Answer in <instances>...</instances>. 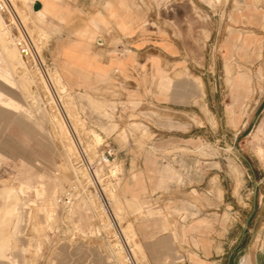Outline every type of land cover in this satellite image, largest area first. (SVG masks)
<instances>
[{"label":"rangeland","instance_id":"374dc122","mask_svg":"<svg viewBox=\"0 0 264 264\" xmlns=\"http://www.w3.org/2000/svg\"><path fill=\"white\" fill-rule=\"evenodd\" d=\"M110 4L95 52L125 67L90 88L62 83L61 22L26 0L43 61L31 71L0 20V264H209L215 248L246 264V250L264 249V27L238 22L243 0ZM157 40L176 52H155ZM148 150L162 158L137 157ZM156 168L166 203L124 196ZM152 244L174 255L154 259Z\"/></svg>","mask_w":264,"mask_h":264},{"label":"crops","instance_id":"0c3cea01","mask_svg":"<svg viewBox=\"0 0 264 264\" xmlns=\"http://www.w3.org/2000/svg\"><path fill=\"white\" fill-rule=\"evenodd\" d=\"M37 1L42 3V9L38 12H34L33 5ZM30 3L36 17H44L49 23H56L59 21L68 30L69 36L59 43L61 48L59 50V56H57L61 73L60 78L63 80V84L67 87L68 91L78 87L90 88L95 84L96 80L99 81L102 78H106L115 68L124 69L125 64L123 66H120L118 63L110 64L104 60V55L95 52V48L105 46V38L109 36L111 24L110 0H32ZM241 6H243V10L241 17L239 16V18H236L238 22L243 26L246 25L248 29L252 26L256 31L262 30L264 27V0H243V5ZM13 11L16 19L20 20L21 17L18 11ZM142 15L143 13L140 10L136 14V18L138 16L137 19L142 20ZM235 17L236 16H234V18ZM33 26L36 28L35 24H33ZM95 40H97V43ZM98 40H101L103 43L101 45L98 44ZM153 41L155 40L152 39L151 43H153ZM136 43H138V45H144L141 37ZM150 45L153 46L154 44ZM159 45V40H157L156 46H153L155 52H158L160 47L167 57H170L172 53L174 54L176 52L173 41H167L163 46ZM245 48L248 54L252 53V45L246 43ZM233 58H231V62L235 61ZM139 109L142 110V112H149L151 116L153 115V111L156 110L153 105L149 104H141ZM145 112L144 114H146ZM167 141H173V137H170ZM148 152L149 150L137 155V157L143 159L162 158L160 151H156L155 154H149L151 152ZM163 171L162 168L151 169L150 172L144 174L143 181L137 186L126 184L124 196L130 199L133 198L138 204H140V200L144 202L148 200V198L158 204L166 203L167 197L165 196L164 199L162 196L165 187ZM150 191L155 192L152 197ZM174 211L175 210H173V215H175ZM191 214L194 213L192 212ZM198 214V217L207 214L205 206L204 209H198ZM174 217H176V215ZM158 222L162 223L163 219L159 218ZM159 229L157 237L160 241L161 239L165 240L168 238L164 231V227L161 228L160 226ZM170 238L172 239V236H170ZM149 247L151 249L149 253L157 260L164 259L170 254L174 255L173 246L170 252L160 244L155 247L154 244H152ZM197 251L199 255H205L207 253V250L203 248L197 249ZM210 253L211 255H216L217 259L209 264H230L234 255L233 250L230 252H223L222 248L210 250ZM224 255H227L228 258L225 257L224 259ZM244 255L246 256L244 261L246 264L253 263V260L256 264H264V249H248ZM199 264H207V261L200 258Z\"/></svg>","mask_w":264,"mask_h":264},{"label":"bare ground","instance_id":"6f19581e","mask_svg":"<svg viewBox=\"0 0 264 264\" xmlns=\"http://www.w3.org/2000/svg\"><path fill=\"white\" fill-rule=\"evenodd\" d=\"M31 1L32 0H30V2ZM25 2H26V0H22V1L21 0H0V20L5 24V26L7 27L8 32L10 33V35L12 36V39L14 40L13 42L15 44V48H16L17 54H18V56L20 58L21 64L24 67H26V68H28L29 70L32 71V70H34L36 68V66H38L40 64L42 65V62H43L42 61V57H41L39 51L36 48V40L39 39V36L36 33V28L33 26V24H34L33 22H25L24 23L22 21V19L17 20L15 15H14V13H13L14 12L13 10H15V11H18V13L20 14V11H23L24 8H25ZM46 76H47L48 84H51L52 83V82L50 83V81L52 80L51 76L48 75V74ZM59 81H61V80H59ZM53 83L51 85H54ZM55 91H56V89H55ZM51 110H53V109H51ZM55 122H53V123H55ZM63 133H64V131H63ZM129 239H130V237H129ZM125 244H127L126 241H125ZM120 246L124 247L123 245H120ZM138 249L140 250L141 248H138ZM130 250H129V252H130ZM128 255H130V253ZM130 259H131V257H130ZM132 263L135 264V262H132Z\"/></svg>","mask_w":264,"mask_h":264},{"label":"water","instance_id":"95a60500","mask_svg":"<svg viewBox=\"0 0 264 264\" xmlns=\"http://www.w3.org/2000/svg\"><path fill=\"white\" fill-rule=\"evenodd\" d=\"M42 9V3L37 1L35 2V4L33 5V10L34 12H38Z\"/></svg>","mask_w":264,"mask_h":264},{"label":"built area","instance_id":"2783aa9c","mask_svg":"<svg viewBox=\"0 0 264 264\" xmlns=\"http://www.w3.org/2000/svg\"><path fill=\"white\" fill-rule=\"evenodd\" d=\"M110 155H112V153L110 152Z\"/></svg>","mask_w":264,"mask_h":264}]
</instances>
